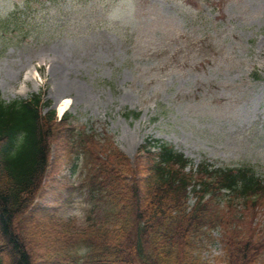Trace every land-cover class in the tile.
Masks as SVG:
<instances>
[{
    "label": "rangeland",
    "instance_id": "1",
    "mask_svg": "<svg viewBox=\"0 0 264 264\" xmlns=\"http://www.w3.org/2000/svg\"><path fill=\"white\" fill-rule=\"evenodd\" d=\"M0 91L7 103L46 91L70 130L109 139L130 159L159 141L192 161L186 173L206 162L264 180V0H0ZM70 142L53 146L31 209L84 227L93 205L71 190L84 169ZM221 230L203 238L208 264H225Z\"/></svg>",
    "mask_w": 264,
    "mask_h": 264
},
{
    "label": "trees",
    "instance_id": "2",
    "mask_svg": "<svg viewBox=\"0 0 264 264\" xmlns=\"http://www.w3.org/2000/svg\"><path fill=\"white\" fill-rule=\"evenodd\" d=\"M50 106L42 94L10 104L0 97V264H208L203 238L219 227L225 264H264V225L255 222L264 217V180L251 167L201 164L195 179L185 155L168 145L153 153L150 141L131 164L109 141L70 130L68 115L43 114ZM70 136L85 160L80 190L94 203L83 229L56 210L31 209L53 146L63 138L73 149ZM191 192L200 196L192 208ZM207 195L244 208H221Z\"/></svg>",
    "mask_w": 264,
    "mask_h": 264
},
{
    "label": "bare ground",
    "instance_id": "3",
    "mask_svg": "<svg viewBox=\"0 0 264 264\" xmlns=\"http://www.w3.org/2000/svg\"><path fill=\"white\" fill-rule=\"evenodd\" d=\"M66 107L65 106H60L59 112L61 113Z\"/></svg>",
    "mask_w": 264,
    "mask_h": 264
}]
</instances>
